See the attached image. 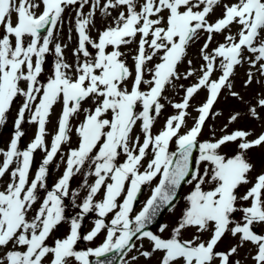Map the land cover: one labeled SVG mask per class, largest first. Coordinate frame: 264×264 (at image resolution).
I'll return each instance as SVG.
<instances>
[{"label":"snow or ice","instance_id":"6c2138e0","mask_svg":"<svg viewBox=\"0 0 264 264\" xmlns=\"http://www.w3.org/2000/svg\"><path fill=\"white\" fill-rule=\"evenodd\" d=\"M41 4L43 10L37 14ZM86 4L89 0H0V126L6 124L14 102L23 97L9 146L6 150L0 148V156L4 157L0 178L10 176V182L0 190V264H92L90 257L97 258L96 264H114L99 258L109 253L125 255L136 247L134 238L151 242V250L141 255L151 258L159 252V264H233L231 257L247 242L256 246L252 257L255 264H264V234L254 230L256 225L264 224V172L250 179L255 166L246 155L247 150L264 145V134L248 140L249 132L237 130L213 141L198 140L221 90L231 87L230 77L244 60L245 52L252 54L248 57L251 65L259 63V70L264 72V0L224 4L222 17L214 22L208 17L220 0H104L103 4L94 0L85 15ZM73 5H78L75 65L64 59L67 45L53 43L65 9ZM97 9L104 16H111L112 10L119 11L93 39L89 26ZM233 24L239 26L236 35L231 33ZM225 30V42L209 53L213 34ZM201 31L208 34L201 48L206 62L202 74L197 83L185 90L182 102L172 105L178 114L167 118L163 129L153 135L156 116L164 108L160 100L165 88L179 79L177 65ZM134 42L137 49L130 67L122 49ZM89 47L95 50L94 55ZM53 51L56 60L52 72L42 83L46 56ZM154 57L159 62L147 68ZM217 61L222 74L211 79ZM146 73L151 74L150 79L145 78ZM193 74L190 70L185 78ZM251 82L249 73L247 83ZM200 89H207L208 98L199 107L194 126L180 134L190 100ZM89 99L94 108L84 110L85 119L76 129L78 146L70 149L64 173L30 217L39 198L38 190L46 187L48 166L62 144L71 139L70 119ZM58 102H62V111L49 147L45 141L46 125ZM258 103L264 107V99ZM251 111L255 114V109ZM238 116L239 113L232 115L230 121ZM25 122L35 123L37 133L21 149ZM137 122L142 143L140 137L133 140L131 135ZM173 138L177 149L169 151ZM237 140L242 141L238 154L229 157L221 153L223 145ZM197 149L198 156L194 158ZM37 150L44 151L45 157L30 179ZM149 150L152 157L145 166ZM121 153L125 156L122 163L118 159ZM14 162L16 167L9 171ZM86 163L90 168L83 184L87 195L79 205L80 211L67 217L64 198L69 196L72 177ZM87 176L95 177L92 184H88ZM157 176L159 183L150 198L138 213L134 212L142 186ZM185 183L192 186L185 198L187 206L169 237L148 230L162 208L175 207L178 190ZM242 185H250L243 194L239 191ZM78 195L79 192L73 193V197ZM92 212L98 218L91 231L82 235L83 221ZM110 213L113 218L106 223ZM238 213H242L239 221L235 219ZM66 221L69 233L49 245L47 241L54 231ZM167 227L161 226L159 232ZM105 229L106 237L100 246L77 250L78 241H92ZM189 229L195 231L186 239L184 233ZM226 233L238 236L239 243L218 251ZM205 234L207 239L203 238Z\"/></svg>","mask_w":264,"mask_h":264},{"label":"rangeland","instance_id":"374dc122","mask_svg":"<svg viewBox=\"0 0 264 264\" xmlns=\"http://www.w3.org/2000/svg\"><path fill=\"white\" fill-rule=\"evenodd\" d=\"M39 3V0H35ZM94 0H89V4L84 6V13L90 11V5ZM104 0H101L103 4ZM234 0H220V4L215 6L214 11L208 17L210 22H214L216 19L222 17L224 12V4H231ZM203 7V6H201ZM43 10V5H40V8L36 9L37 14ZM77 11L78 5L69 6L65 9L63 14V23L58 26V31L54 35L53 43H61L62 45H67L64 49V59L69 63L75 65L77 57L73 55L74 49L78 46V32L76 30V20H77ZM119 10H112L111 16H104L99 9L95 12L93 17V24L89 26V35L93 39H97L99 32H101L106 25H109L113 22V19L117 16ZM13 23L16 22V16L13 14L12 17ZM239 31V26L233 24L231 26V33L236 35ZM228 30H225L224 33H215L213 34L214 38L212 43L209 45L207 51L211 53L220 43L225 42V35ZM207 33L201 31L198 37L188 46L187 53L184 59L177 65V72L179 74V79H174L171 84L167 85L163 93V98L160 100V103L164 105V108L161 110L160 114L156 116V122L153 126L152 132L153 135L158 134L164 127L167 118L172 115L178 114V109H175L172 105L175 103L182 102L185 97V90L198 82L199 77L201 76V68L206 63L201 54V48L206 41ZM139 37H137V40ZM137 49V43H133L126 48H123L122 51L126 53L128 64L131 67L133 64L132 56L135 55ZM89 51L95 54V50L89 47ZM252 56L251 53H244V60L238 66H236L233 75L230 77L231 87H224L220 95L218 96L216 102L214 103L209 117L206 120L201 133L198 137L200 142L204 141H213L219 139L223 135L231 134L234 131L242 130L249 132L250 135L247 137L248 140H254L259 135L264 134V107L259 105V100L264 99V72L259 70V63L253 67L249 62L248 57ZM84 57L81 55L80 60H83ZM56 56L54 51L50 52L46 56L45 63V72L42 74L41 82H46L48 76L51 74ZM191 61V64H189ZM159 62L158 57H154L153 61L149 62L147 68L151 69L156 63ZM193 71V75L185 78V74L188 71ZM75 71V68L72 70ZM249 73L252 74V82L247 83L249 79ZM221 70L219 68V61H217L216 70L214 71L211 79H218L221 75ZM146 79L151 78L150 73H146ZM129 85L131 80L128 81ZM21 86L24 84L22 82ZM147 90V86H143ZM232 93H237L238 95H233ZM208 98L207 89H200L194 96L191 98L189 107L187 109L188 115L185 118V125L181 129L180 134H184L188 131L199 116L198 109L199 107L206 102ZM23 102V97H19L8 114L7 122L5 125L0 126V148L5 150L9 146V142L14 134V121L17 116V110ZM94 108L92 100L84 102L79 113L75 114L70 119V128L69 133L71 139L61 146V151L54 158L53 162L48 166L49 173L46 180V187L38 190V201L33 205L32 210L29 212V216H34L37 208L39 207L42 200L46 197L47 191L51 190L54 184L62 176L66 168V161L70 149L76 148L79 142V136L76 132L77 127L85 119V109ZM255 109V114L251 111ZM140 110V106H137V111ZM62 111V102H58L54 105L52 113L49 117V122L46 125L47 135L45 137L46 144L50 147L54 135L57 131L58 120L60 118ZM239 113L238 118L235 121H230V117L234 114ZM28 114H26V121ZM22 130L25 132V135L21 138L20 148L24 149L35 137L37 133V125L35 123L25 122L22 125ZM132 139L135 140L136 137H140V142H143V134L141 132L140 122H137V125L134 127L132 132ZM242 141L237 140L229 142L222 146L221 153L226 156H233L238 154L241 150L239 149V144ZM131 146V144H130ZM177 149L176 138H173V141L169 145V151H175ZM247 157L254 164V171L251 174V178H254L258 173L264 172V145L253 147L246 152ZM198 156V153L196 157ZM45 157V152L42 150H37L34 153L33 165L30 170L29 178H34L39 165L41 164L43 158ZM152 157V152L149 150L148 155L143 162L146 166ZM4 157L0 156V164H2ZM119 161L122 163L125 159L123 153L118 157ZM16 167V162L10 166V170ZM89 165L86 163L81 171L75 174L70 181L69 196L64 198L66 216L72 217L76 215L79 211V205L82 203L83 199L87 195L88 189L83 187L85 174L89 172ZM144 169L142 168L141 171ZM160 179V176H157L152 182L143 185L144 192L141 195V198L134 205V212L138 213L144 206L147 199L151 196L153 189L156 187ZM95 180L94 176H87L88 184H92ZM10 182V176L6 174L3 178H0V190H2ZM191 185L186 184L179 201L175 204L174 208L168 210L161 219L160 224L152 229L156 234H160L163 237H169L173 228L179 222V219L187 206L186 196L191 191ZM250 185H242L239 189L240 193L243 194ZM74 192H79L77 197H73ZM101 197L98 195L97 199ZM98 218L95 212L87 214L85 220L82 224V235L87 234L94 227V221ZM113 218V214H109L105 218V222L109 223ZM242 218V213H238L235 217L236 220ZM167 225V229L160 233L159 229L161 226ZM69 222H64L54 231L50 239L47 241L49 245L53 244L55 239L64 238L69 233ZM258 234H264V224L256 225L254 228ZM194 229H189L184 233V238H190ZM107 230H103L94 240L87 241L81 239L78 241L77 250H87L88 248H95L100 246L106 237ZM208 238L207 234L203 237ZM135 248H132L131 251L127 253L122 258V264H159V258L161 253L156 252L151 258H145L141 253L143 251L151 250V242L145 238L142 240H135ZM239 243V237H233L230 233L222 238L221 242L218 244V251H226L231 247ZM249 243V244H248ZM245 243L242 247H239L237 253L234 254L231 259L233 264L235 261H239V264H255V261L252 257L255 255L257 249L256 246L248 242ZM141 245L143 247H141ZM92 257H90L91 259ZM135 258V259H134ZM78 264V262H74ZM216 264H219V261H216Z\"/></svg>","mask_w":264,"mask_h":264},{"label":"water","instance_id":"95a60500","mask_svg":"<svg viewBox=\"0 0 264 264\" xmlns=\"http://www.w3.org/2000/svg\"><path fill=\"white\" fill-rule=\"evenodd\" d=\"M195 152H196V150L194 151V153H195ZM185 184H186V183H185ZM185 184H182V185H181V188L178 190L177 198H176V200L174 201V204H175L176 201L179 199V197H180V192H181V190H182V188H183V186H184ZM141 192H142V190H141ZM140 194H141V193H140ZM140 194L138 195V198H139ZM138 198H137V199H138ZM168 209H169V208L165 207V208H162V209L159 211V213H158V215L155 217L153 223H152L151 225L148 226V230L151 229V228L156 227V226L159 224V222L161 221V217H162V215H163ZM134 240H135V238H134ZM121 258H122V256H121L119 253H115V254L109 253V254H107L105 257H102V258H99V259H101V260H112V261L114 262V264H116V262H117V261H120ZM96 261H97V258H96V257L93 258V259H92V264H96Z\"/></svg>","mask_w":264,"mask_h":264},{"label":"bare ground","instance_id":"6f19581e","mask_svg":"<svg viewBox=\"0 0 264 264\" xmlns=\"http://www.w3.org/2000/svg\"><path fill=\"white\" fill-rule=\"evenodd\" d=\"M248 243V242H247ZM249 244V243H248Z\"/></svg>","mask_w":264,"mask_h":264}]
</instances>
